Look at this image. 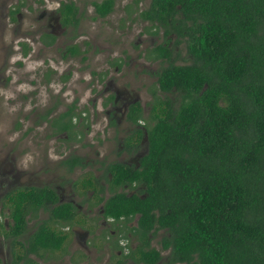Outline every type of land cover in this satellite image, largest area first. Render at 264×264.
<instances>
[{
  "label": "trees",
  "instance_id": "obj_1",
  "mask_svg": "<svg viewBox=\"0 0 264 264\" xmlns=\"http://www.w3.org/2000/svg\"><path fill=\"white\" fill-rule=\"evenodd\" d=\"M113 5L93 2L98 17ZM60 10L64 23L72 22L74 3ZM139 15L165 35L175 32L192 62H169L158 72V89L179 93L178 102L153 92L140 165H108L111 185L143 184V196L116 192L104 203L105 215H138L131 231L139 244L128 249L136 262L264 264V0H150ZM147 57L170 58L171 51L158 44ZM44 191L54 199L40 188L8 196L6 234L24 264L35 263L30 253L62 249L69 236L54 226L58 216L71 218L69 207L59 205L51 210L52 225L38 223L27 239H18L26 215L37 216ZM159 229L166 234L157 249L149 233Z\"/></svg>",
  "mask_w": 264,
  "mask_h": 264
},
{
  "label": "rangeland",
  "instance_id": "obj_2",
  "mask_svg": "<svg viewBox=\"0 0 264 264\" xmlns=\"http://www.w3.org/2000/svg\"><path fill=\"white\" fill-rule=\"evenodd\" d=\"M61 1H73L76 4L79 12L77 26L64 28L57 25L52 16H49L44 22L50 23L52 25L50 28L62 34L63 38L77 36L80 41L84 39L90 41L87 46L88 51L83 59H80V56L75 60L65 58L61 47L55 49L53 46L48 52H45L46 55L53 56L55 60L59 59V55H62L61 69L68 68L72 72V78L74 76L76 79L78 78L77 85L80 90L76 92V95L79 99L78 107L80 109L78 111L80 114L76 119L79 126L75 128L73 134L67 132L66 135L52 129L51 121L55 114L54 116L47 115L45 112V109L60 98V94L55 98V94L50 92L46 84L42 83L40 87L36 85L40 88L39 91L33 90L28 94L27 79L30 70L32 77H36L37 75L33 71L40 65V59L37 58L34 61L31 59L28 62V56L22 55L21 41L18 42V40L23 39L24 36L19 34L26 33L27 30L26 27H23L18 33L16 29L17 13L25 18L26 23H29L28 20L31 18L40 16L43 7L47 6L53 9ZM100 1L102 0H29V5H27L26 0H19V4L17 0H10L9 9L14 7L13 9H17V13L12 16L10 13L5 17L0 16V199L6 192L2 189L1 182H5L7 185L16 184L17 181L21 182L20 185L16 184L12 187L27 185L24 181L25 176L23 178L21 173L14 171L16 165L27 169L31 168V170L36 169L39 165H46L47 171L59 174L62 169L58 168L59 163L56 162L59 157L57 151L63 149L62 146L65 144L75 145L76 147H73L71 152L77 150L92 164L91 169L97 174L98 168H101L99 160L102 157L113 159L121 138L126 134L123 124L120 127L112 126L114 129L103 128V124L108 120L106 113L92 114V99L100 100L96 94L99 88L103 87L104 82L111 81L118 88H126L131 93H138L148 111L153 92H156L158 96H163L157 92L155 73L159 67L164 65V63H158L148 58V50L158 44L165 43L164 45L169 48L176 59L174 60L175 64L192 62L183 40L177 42V37L173 34L162 36V29H156L150 22L144 21L139 16V13L149 6L150 0H114L111 12L105 17L99 18L93 9V2ZM1 2L2 0H0V9H2ZM13 16L15 18H12ZM88 32L95 37V44L92 43L94 40ZM35 46L37 47V45H33V47ZM108 48L112 51L106 53L105 49ZM120 52L126 53L127 60L131 63L121 64L116 70L117 65L112 57ZM72 67L73 69H71ZM105 69L108 71V75L102 74L101 71ZM93 82L97 88L95 87L90 92ZM31 87L34 88L35 84L32 83ZM54 91H58V87ZM62 92L67 95L68 99L75 95L70 89L64 88ZM166 95L175 102L180 96L177 92ZM28 98L30 103H28ZM38 103H41L39 108L35 106ZM82 104H85V108L81 109ZM97 118L99 121H96ZM35 125H42L41 129L39 130ZM51 130L56 137L54 139H51L53 135ZM40 133L46 134V138L51 139L53 147L42 146L44 144L38 140ZM45 149L51 155L49 162L44 161L42 157ZM36 174L38 175V173ZM104 175L101 178L108 181L109 178L106 175L104 178ZM82 176L78 177L79 181ZM109 184L111 185V183ZM7 206L5 201V205L0 207L1 264H24L23 261L16 260L15 255L19 252V246L13 245V238L6 234L10 228L9 224H11ZM37 217H39V213ZM39 221V218H29L24 234L18 239L25 240ZM131 223L134 224V220ZM4 224L6 228L1 226ZM95 230L91 227L90 235L84 238L87 241L88 249L82 246L84 239H79L83 234L80 231L77 237L73 234L69 235V239L60 250H39L38 254L28 255L35 263L26 262L25 264H107L105 261L107 257H110V264H115L122 256L117 253V248L109 250L106 246L103 247ZM106 232L109 234L108 230ZM165 234L162 231L156 233L151 237L150 245L160 249L159 242ZM127 243L126 240H123L125 249Z\"/></svg>",
  "mask_w": 264,
  "mask_h": 264
},
{
  "label": "flooded vegetation",
  "instance_id": "obj_3",
  "mask_svg": "<svg viewBox=\"0 0 264 264\" xmlns=\"http://www.w3.org/2000/svg\"><path fill=\"white\" fill-rule=\"evenodd\" d=\"M28 1L29 0H26L27 5H29ZM9 3L10 0H2V9H0L1 17L9 15V13L11 16L17 13V9H13L14 7L9 9ZM17 3H20L19 0H17ZM63 3L67 2L61 1L53 9H50L47 6L43 7L40 11V16L38 18H31L28 20L29 23H26L25 18L17 13L16 29L18 33L23 27H26L27 30L26 33L23 32L19 34L24 36L23 39L18 40V42L21 41L20 47L23 53L22 55L25 54L28 56V62L31 59L33 61L37 58L40 59V65L36 67V72L33 71V73H36V77H32L30 70V74L27 79L29 83L28 94H30L33 90L39 91L41 83L46 84V87L49 88L50 92L55 94V98H57L58 94H60V98L55 100L47 109H45V112L47 115L54 116L55 114L51 121L52 129H54L56 132L61 131L64 134L67 132L69 134H73L74 130H76L75 128L79 126V123L76 119V117H78L80 114L78 111L80 109L78 107L79 99L76 95V92H79L78 90H80L77 85L78 78L76 79L75 76L72 78V72L68 70V68L65 70L61 69V62L63 59L62 55H59V59L55 60L53 56L46 55L45 52H48L53 46H55V49L61 47L63 49V54H65L63 55L65 58H68L69 60H75L76 57L80 56V59H83L85 58L86 51H88L87 46L89 45L90 41L85 39L80 41L78 40L77 36H71L74 38H63L62 34H59L58 31H53V29L50 28L52 27L50 23L47 21L44 22V20H47L49 16H52V19H54L55 23H57L59 26L61 25L64 28L68 26H77L79 12L76 4L73 2L76 7V11L74 13L72 22L64 23V17L60 10ZM12 18H15V16ZM160 29H162V36H165V31L163 28ZM88 34L93 38L92 40H94L95 37L89 32ZM171 34L177 37L175 32L168 33V35ZM94 42L95 40L92 43L95 44ZM33 45H37V47H33ZM105 51L106 53H109L112 50H109L108 48L105 49ZM112 58H114V62L117 65L115 68L116 70L119 69L121 64L131 63L129 60H127L128 56L126 53L120 52L118 55H114ZM174 60L176 59L172 54L170 58L159 57L154 59V61H157L158 63H164L163 66H167L169 62H175ZM70 64L73 65L72 63ZM163 66L159 67L155 73L157 86V74ZM71 69H73V67ZM101 72L102 74H107L108 71L105 69ZM70 78L72 79L68 80ZM32 83L35 84L34 88L31 87ZM36 85H39V87ZM56 87H58V91H54ZM95 87L97 88L93 82V86L90 87V92H92ZM64 88L66 90L70 89L75 95L68 99L67 95L63 94L62 92ZM157 92L161 93L163 95L162 97H164L165 94H168L160 91L158 87ZM96 96H99L100 100L96 101L95 98L92 99V114L97 113L100 115L101 113H106L108 120L105 122V124H103V128L108 127V129H114L112 126L116 125V127H120L123 124V129L126 130V134L121 138L114 158L109 160L102 157V159L99 160L101 168H98V173L96 174L91 169L92 164H90L86 158L80 155L77 150L71 152L72 148L76 147L75 145L68 146L65 144L62 146L63 149L57 151L59 157H57L56 162L59 163L58 168L62 169V171L60 170L61 172L59 174L50 173L47 171L46 165H39L33 170H31V168L27 169L20 165H16L14 171L21 173L23 178L25 176L24 181H26L25 183H27V185H23L22 187H12L16 184L20 185L21 182L17 181L16 184L8 185L5 182H1V187L4 189V192H6L0 199V207H3L6 201L8 204L7 210L10 211V202L8 196L17 189H48L53 193L54 199L47 198L45 196L46 192H43L42 202L36 213L37 216L39 213V217H35L40 219L38 223L47 222L48 224L52 225L53 218L51 217V210L56 206L66 205V207H69L70 209L71 218L62 219L60 216H58L56 219H54V226L56 229L67 233L68 235L73 234L75 237H77L78 233L81 231L83 234L79 239H84L90 235L91 227L95 228V232L97 233L98 238L102 241L103 247L106 246L109 250L112 248H117V253L122 256V258L118 259L115 264H144L142 262H136L131 256H128L130 253L128 250L129 247L133 249L139 244L137 236L131 231L133 230L132 227L137 225L138 215L133 218L130 217L127 220H115L112 217L106 216L104 210V203L112 194L116 192H128L129 194L134 193L138 194L139 196H143L140 191L144 188V186L143 184L137 182L113 186L109 184V181H105L101 177L103 174H105L109 179H111V174L108 171V165L110 163H120L127 166H132L133 168H137L140 165V159L147 152L148 141L146 128L149 124L148 121H151V106L147 111V108L144 106L141 100L142 98L138 95V93H131L126 88H118L111 81L104 82L103 87L99 88ZM29 100L30 99L28 98V103H30ZM176 102H178V100ZM40 105L41 103H38L35 106L39 108ZM82 108H85V104H82L81 109ZM96 121H99V118H97ZM41 126L42 125H38L36 127L40 130ZM87 129H89L88 126ZM50 132L53 134L52 130ZM54 138L56 137L53 134L51 139ZM51 139H47L46 134L43 135L40 133L38 140L44 144L42 145L43 147L47 148L53 147V145H51ZM55 142L57 141L55 140ZM42 157L44 161L49 162L51 155L45 149L44 156ZM36 173H38L39 176ZM80 175L83 176L79 181L78 177ZM85 181H87V183ZM88 181H91V183ZM29 218H31L30 213L26 215V227ZM133 220L134 224L131 223ZM35 228L32 230V232L35 230ZM107 230L109 231V234H106L108 233L106 232ZM159 231H162L163 234L165 233V229H159L156 233ZM31 233H29L28 236ZM156 233H149L150 241L152 240L151 237H153ZM123 240L128 242L126 249L123 247ZM82 244L85 249H88V244L85 239L84 241L82 240ZM161 255L162 260L167 261L168 251L163 250ZM105 261L107 264H110V257H107ZM161 263L162 261H158L154 264Z\"/></svg>",
  "mask_w": 264,
  "mask_h": 264
}]
</instances>
